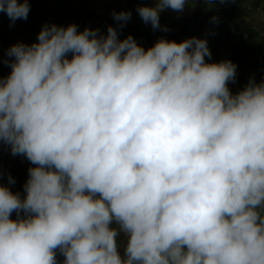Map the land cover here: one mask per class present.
Listing matches in <instances>:
<instances>
[{
  "label": "clouds",
  "instance_id": "clouds-1",
  "mask_svg": "<svg viewBox=\"0 0 264 264\" xmlns=\"http://www.w3.org/2000/svg\"><path fill=\"white\" fill-rule=\"evenodd\" d=\"M152 3L136 12L157 29L190 0ZM29 12L0 0L13 24ZM211 55L75 24L10 46L0 145L33 167L23 196L0 183V264H264V79L234 94L237 66Z\"/></svg>",
  "mask_w": 264,
  "mask_h": 264
},
{
  "label": "crops",
  "instance_id": "crops-1",
  "mask_svg": "<svg viewBox=\"0 0 264 264\" xmlns=\"http://www.w3.org/2000/svg\"><path fill=\"white\" fill-rule=\"evenodd\" d=\"M29 3L27 20L18 19L13 24L6 14L0 13V61L9 59L7 51L10 46L18 42L29 45L37 42V35L45 24L64 27L75 24L78 31L99 29L105 35L107 27L112 26L117 29L119 39L128 35L135 39L142 33L154 37L155 42L162 37L176 42L193 36L206 39L212 54L210 59L206 58L207 62L230 60L237 66L236 79L228 85L234 94L243 89L250 78L257 82L264 79V68L256 63L258 53L264 50V0H235L231 15L218 22L212 17L217 11L229 7V0H190L182 12L171 9L162 12L157 29H153L150 23L145 24L136 12L141 4L153 6L152 0H29ZM114 11H131V19L120 27V22L113 18ZM191 18L193 20L188 21ZM245 24L258 30V34L246 42L240 39ZM9 73L8 65L0 63V76L6 77ZM30 167L33 165L24 156H13L7 145H0V183L23 196V185ZM9 175L15 181L13 184H9ZM11 218H16L15 212ZM118 239L123 256L126 238L122 234ZM63 259L57 252L58 264Z\"/></svg>",
  "mask_w": 264,
  "mask_h": 264
},
{
  "label": "built area",
  "instance_id": "built-area-1",
  "mask_svg": "<svg viewBox=\"0 0 264 264\" xmlns=\"http://www.w3.org/2000/svg\"><path fill=\"white\" fill-rule=\"evenodd\" d=\"M235 2V0H234ZM233 0H229V7H227L225 10H219L215 13V17H218V20H222L225 19L226 17L230 16L231 13L233 12V4H234ZM236 11V8L234 9ZM246 29L241 31V37L240 39L242 41H248L250 39H252L253 37H255L258 34V30L256 27L252 26V25H248L245 24ZM136 42L143 46L145 49L151 47L154 45L155 40L154 37H152L149 34H139L138 36H136L135 38ZM256 63L264 68V50L260 51L256 57Z\"/></svg>",
  "mask_w": 264,
  "mask_h": 264
},
{
  "label": "trees",
  "instance_id": "trees-1",
  "mask_svg": "<svg viewBox=\"0 0 264 264\" xmlns=\"http://www.w3.org/2000/svg\"><path fill=\"white\" fill-rule=\"evenodd\" d=\"M193 20V18H191V19H188V21H192Z\"/></svg>",
  "mask_w": 264,
  "mask_h": 264
}]
</instances>
